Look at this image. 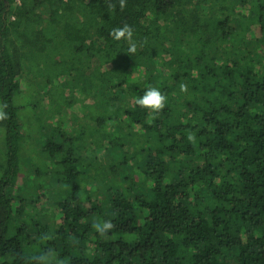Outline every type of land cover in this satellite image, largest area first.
<instances>
[{
    "label": "trees",
    "instance_id": "1",
    "mask_svg": "<svg viewBox=\"0 0 264 264\" xmlns=\"http://www.w3.org/2000/svg\"><path fill=\"white\" fill-rule=\"evenodd\" d=\"M0 264H264V0H0Z\"/></svg>",
    "mask_w": 264,
    "mask_h": 264
},
{
    "label": "rangeland",
    "instance_id": "2",
    "mask_svg": "<svg viewBox=\"0 0 264 264\" xmlns=\"http://www.w3.org/2000/svg\"><path fill=\"white\" fill-rule=\"evenodd\" d=\"M34 83H35V87L33 88V92H34L33 95H35V92L36 91L37 92H41L42 90H44L45 83H44L43 80H37V81H34ZM36 97L37 96H35L34 98H36ZM23 101L25 103H27L26 102L27 100L25 98L23 99ZM21 107L22 108L19 111V115L20 116H24L23 117L24 123L22 124V127L19 129L20 130V133L22 135H24V136H27L28 139H31V140H28V142L30 141L29 144H31V146H32L33 149H36V147L40 146V144L42 143V140H43V138L41 139V135H42L41 133H47L49 131V127L47 125H45L46 127L45 126L43 127L44 130H42V132H40V136H39L38 135V132H39L38 129H35V125H37V124H35V123H37V122H35V114L32 113L31 108L25 107V104L23 106H21ZM47 121H50V119L48 118ZM50 122H53V120H51ZM107 127H109V126H107ZM34 136H36V138H34ZM33 138H34V140H32ZM37 150H38V148H37ZM25 151H27V150H25ZM38 159H40L39 156H38V154L32 152L31 154H29V153L28 154H25L23 156V159H21L20 162H19V166H21L20 169H22L24 171V175H23L24 176L23 177L24 181L26 179H28L27 180L28 182L27 183L25 182L26 185L24 187V189L26 188V190H27V188H28V190H30V188H31V184H29V179H31L30 178L31 175L28 176V174L31 171L30 168L33 167L32 166V163L35 162V161H37ZM44 191L42 190V192H44ZM45 209L49 210L48 208H44L42 214L48 212V211H45ZM30 228L29 227H26V229H29L31 231ZM67 251H69V253H74L75 250H74V248L71 247V245H68Z\"/></svg>",
    "mask_w": 264,
    "mask_h": 264
},
{
    "label": "clouds",
    "instance_id": "3",
    "mask_svg": "<svg viewBox=\"0 0 264 264\" xmlns=\"http://www.w3.org/2000/svg\"><path fill=\"white\" fill-rule=\"evenodd\" d=\"M132 27L125 24L122 27H117L111 30L110 35L115 40H120L121 38L130 39L132 37ZM135 44L130 45L128 51L135 52ZM183 87V86H182ZM165 101L164 95L156 87H148L144 93L137 98L136 103L141 107L151 109L153 111L158 110L163 107ZM112 224L109 221H105L103 228H111Z\"/></svg>",
    "mask_w": 264,
    "mask_h": 264
},
{
    "label": "built area",
    "instance_id": "4",
    "mask_svg": "<svg viewBox=\"0 0 264 264\" xmlns=\"http://www.w3.org/2000/svg\"><path fill=\"white\" fill-rule=\"evenodd\" d=\"M21 3V0H14V5H19Z\"/></svg>",
    "mask_w": 264,
    "mask_h": 264
}]
</instances>
